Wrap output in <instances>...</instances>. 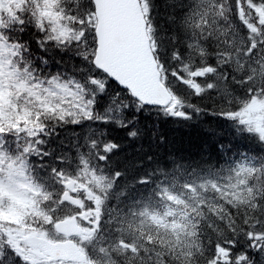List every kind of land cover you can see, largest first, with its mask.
<instances>
[{
	"label": "snow or ice",
	"instance_id": "1",
	"mask_svg": "<svg viewBox=\"0 0 264 264\" xmlns=\"http://www.w3.org/2000/svg\"><path fill=\"white\" fill-rule=\"evenodd\" d=\"M0 264H264V0H0Z\"/></svg>",
	"mask_w": 264,
	"mask_h": 264
},
{
	"label": "trees",
	"instance_id": "2",
	"mask_svg": "<svg viewBox=\"0 0 264 264\" xmlns=\"http://www.w3.org/2000/svg\"><path fill=\"white\" fill-rule=\"evenodd\" d=\"M168 131L171 136H173L177 141H187L190 137L194 138L195 133L191 132L189 129L181 128L175 125H169Z\"/></svg>",
	"mask_w": 264,
	"mask_h": 264
}]
</instances>
